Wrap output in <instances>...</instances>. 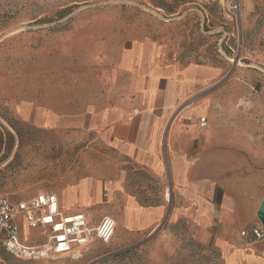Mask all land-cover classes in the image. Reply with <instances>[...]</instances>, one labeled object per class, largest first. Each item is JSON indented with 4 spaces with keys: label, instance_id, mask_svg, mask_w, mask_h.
<instances>
[{
    "label": "rangeland",
    "instance_id": "rangeland-1",
    "mask_svg": "<svg viewBox=\"0 0 264 264\" xmlns=\"http://www.w3.org/2000/svg\"><path fill=\"white\" fill-rule=\"evenodd\" d=\"M218 1L0 0V197L20 201L51 193L60 202L65 188L87 174L84 171L90 163L111 155L107 148L94 147L92 153L81 143L73 145L65 132L22 121L17 107L29 102L65 115L69 100L79 101L83 87L88 97L97 76L133 41L163 47L167 63L175 60L181 67L218 69V77L190 95V101L209 93L213 120L231 124V132L240 138L248 134L264 144V0H239L240 8L230 12ZM212 118L206 117V123ZM177 149L185 150L188 161L193 160L195 146ZM238 149L233 148L234 152ZM215 150L203 146L198 155L206 159ZM101 166L113 168L108 163ZM143 176L142 182L148 181L152 190H136L133 196L138 204L167 203L168 190H161L158 180ZM122 198L116 194L112 204L104 194L95 207L104 208L105 217H121ZM92 208L88 213L95 217ZM168 224L165 220L154 231L139 235L117 226L108 244L94 241L71 257L25 261L0 250V264L217 263L213 242L199 241L187 226L170 228L171 234L180 229L182 238L172 257L151 251L152 237L167 231ZM20 234L31 244L46 243L26 225Z\"/></svg>",
    "mask_w": 264,
    "mask_h": 264
},
{
    "label": "crops",
    "instance_id": "crops-1",
    "mask_svg": "<svg viewBox=\"0 0 264 264\" xmlns=\"http://www.w3.org/2000/svg\"><path fill=\"white\" fill-rule=\"evenodd\" d=\"M116 57L97 76L88 97L83 87L79 101L69 100L65 115L35 103L21 102L17 107L22 121L65 132L73 145L81 143L92 153L94 147L110 150V156L90 163L84 171L87 174L65 188L59 202L62 213H83L94 228L107 216L104 208L95 207L103 195L115 204V195L121 194V217H110L116 227L139 235L168 220L167 231L152 237L151 251L172 257L182 238L180 229L171 234L170 228L187 226L199 241L213 242L219 255L214 264H264V238L247 244L240 236L253 227L264 229L257 218L264 200V144L248 134L240 138L231 132V124L213 120L209 93L195 101L189 97L213 82L219 70L181 67L175 60L167 63L165 49L149 42L133 41ZM177 106L180 109L172 117ZM203 115L212 121L206 123L205 117L201 129L197 120ZM89 135L94 138L88 139ZM190 144L195 146L191 162L185 150L177 149ZM207 145L216 150L203 159L198 154ZM235 147L241 149L234 152ZM102 163L112 170L102 168ZM142 175L168 190L167 203L138 204L133 196L136 190H152L148 181L142 182ZM91 208L96 210L95 217L88 213ZM18 222L23 229L21 217ZM21 234L22 243L36 246Z\"/></svg>",
    "mask_w": 264,
    "mask_h": 264
},
{
    "label": "built area",
    "instance_id": "built-area-1",
    "mask_svg": "<svg viewBox=\"0 0 264 264\" xmlns=\"http://www.w3.org/2000/svg\"><path fill=\"white\" fill-rule=\"evenodd\" d=\"M228 12L240 8L239 0H220ZM204 127L205 119H199ZM21 217L29 230L40 231L46 243L27 246L20 239ZM116 229L112 218L104 217L99 224L89 227L87 217L82 213L65 215L54 194L41 193L28 200L13 201L0 197V250L10 256L25 260L38 261L50 256H73L77 249L90 245L93 240L108 244ZM245 243L250 244L264 238V229L253 227L240 233Z\"/></svg>",
    "mask_w": 264,
    "mask_h": 264
},
{
    "label": "water",
    "instance_id": "water-1",
    "mask_svg": "<svg viewBox=\"0 0 264 264\" xmlns=\"http://www.w3.org/2000/svg\"><path fill=\"white\" fill-rule=\"evenodd\" d=\"M257 218L260 221V223L262 224V226L264 227V200H263V202L259 208Z\"/></svg>",
    "mask_w": 264,
    "mask_h": 264
},
{
    "label": "bare ground",
    "instance_id": "bare-ground-1",
    "mask_svg": "<svg viewBox=\"0 0 264 264\" xmlns=\"http://www.w3.org/2000/svg\"><path fill=\"white\" fill-rule=\"evenodd\" d=\"M25 229V228H24ZM27 233V232H26ZM27 238V237H26Z\"/></svg>",
    "mask_w": 264,
    "mask_h": 264
}]
</instances>
